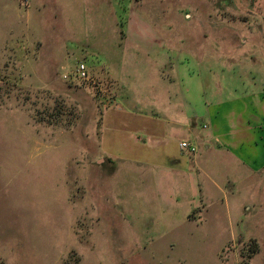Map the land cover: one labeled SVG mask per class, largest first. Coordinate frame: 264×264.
Masks as SVG:
<instances>
[{
  "label": "rangeland",
  "instance_id": "374dc122",
  "mask_svg": "<svg viewBox=\"0 0 264 264\" xmlns=\"http://www.w3.org/2000/svg\"><path fill=\"white\" fill-rule=\"evenodd\" d=\"M129 12L203 58L207 100L220 113L254 111L264 0H0V264H264V171L226 198L202 196L201 213L159 237L153 197L134 194L129 170L124 221L105 217L110 166L93 157L111 82L98 64ZM42 46L44 68L24 67ZM79 63L94 67V87L75 80Z\"/></svg>",
  "mask_w": 264,
  "mask_h": 264
},
{
  "label": "crops",
  "instance_id": "0c3cea01",
  "mask_svg": "<svg viewBox=\"0 0 264 264\" xmlns=\"http://www.w3.org/2000/svg\"><path fill=\"white\" fill-rule=\"evenodd\" d=\"M125 18L123 29L117 28L122 37L116 50L101 49L98 66L111 82L107 87L111 98L104 101L99 153L93 160L110 166L102 196L108 205L103 207L105 217L118 227L124 221L128 209L121 184L132 170L139 180L134 194L153 197L151 210L162 223L159 237H164L189 223L191 213L204 210L202 196L226 198L236 181L264 171V91L249 96L254 111L242 108L223 115L217 103L207 100L203 58L167 40L173 33L163 34L140 13L129 12ZM44 49L33 59L25 57L24 67L43 69ZM182 142L195 152L182 150ZM255 162L262 163L261 171H255L251 164ZM89 198L92 195L85 200Z\"/></svg>",
  "mask_w": 264,
  "mask_h": 264
},
{
  "label": "built area",
  "instance_id": "2783aa9c",
  "mask_svg": "<svg viewBox=\"0 0 264 264\" xmlns=\"http://www.w3.org/2000/svg\"><path fill=\"white\" fill-rule=\"evenodd\" d=\"M26 2V1H25ZM74 78L75 80H78L86 85L95 86L94 80L91 78V76L89 75L87 68L84 64L79 63L75 69L74 72ZM68 77L63 76V79H67ZM180 148L182 150L188 151L190 153H194L195 152V148L193 146H191L189 143L187 142H182L180 144Z\"/></svg>",
  "mask_w": 264,
  "mask_h": 264
}]
</instances>
